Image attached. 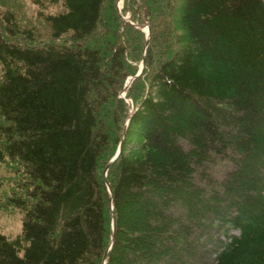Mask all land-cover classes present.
<instances>
[{
    "label": "trees",
    "instance_id": "obj_1",
    "mask_svg": "<svg viewBox=\"0 0 264 264\" xmlns=\"http://www.w3.org/2000/svg\"><path fill=\"white\" fill-rule=\"evenodd\" d=\"M45 1L50 42L0 20V264H264V0Z\"/></svg>",
    "mask_w": 264,
    "mask_h": 264
},
{
    "label": "rangeland",
    "instance_id": "obj_2",
    "mask_svg": "<svg viewBox=\"0 0 264 264\" xmlns=\"http://www.w3.org/2000/svg\"><path fill=\"white\" fill-rule=\"evenodd\" d=\"M115 4L118 8L119 16L117 22L132 23V11L124 10L125 0H115ZM60 10V5H49L45 0H0V20L6 14H13L21 30L32 32L35 38L34 44L36 45L52 40L50 26L42 19L40 14L56 13ZM111 14L114 13L110 12V10L105 13L107 15L106 19L110 20V23ZM142 31L147 35L146 29H142ZM18 41L29 43L25 37L18 39ZM133 65H136V63L134 62ZM140 67L141 64L138 72ZM110 151L114 150L111 148L109 153H111ZM25 194L26 186L20 164L8 159L3 162L0 161V233L12 238L20 233L24 213L14 203Z\"/></svg>",
    "mask_w": 264,
    "mask_h": 264
},
{
    "label": "water",
    "instance_id": "obj_3",
    "mask_svg": "<svg viewBox=\"0 0 264 264\" xmlns=\"http://www.w3.org/2000/svg\"><path fill=\"white\" fill-rule=\"evenodd\" d=\"M139 28H141V29H146V31H147V44H146V47L148 46V44H149V38H150V31H151V29H150V26L149 25H147V26H140ZM144 68H145V61L143 60L142 61V63H141V67H140V70H139V72L134 76V77H131V78H129V80L127 81V84H126V87H125V91L129 88V86L131 85V83L134 81V80H136L138 77H140L142 74H143V72H144ZM124 91V93L122 94V97H125V92ZM125 133H126V131L124 130V132H123V136L125 135ZM123 139H122V141H121V144H120V146H119V148H118V151H117V153H116V155L112 158V160L110 161V163H109V165H108V167L106 168V170H105V182H106V184H107V186H108V188H109V190L111 191V186H110V184H109V182L107 181V179H106V177H107V173H108V170H109V167H110V165L119 157V155L121 154V152H122V148H123ZM111 209H113V204H111ZM112 225H113V232H114V234H115V230H116V221H115V215H114V213L112 212ZM109 250H110V248L106 251V253H105V255H104V264H105V260L107 259V255H108V252H109Z\"/></svg>",
    "mask_w": 264,
    "mask_h": 264
}]
</instances>
